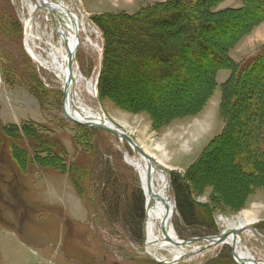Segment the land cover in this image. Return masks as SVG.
<instances>
[{
  "label": "trees",
  "instance_id": "obj_1",
  "mask_svg": "<svg viewBox=\"0 0 264 264\" xmlns=\"http://www.w3.org/2000/svg\"><path fill=\"white\" fill-rule=\"evenodd\" d=\"M221 1L162 0L142 4L133 13L106 11L91 17L103 38L98 98L111 99L129 110L145 111L155 130L197 114L218 83L216 72L229 71L220 84L221 130L208 140L184 174L169 171L171 197L185 232L178 230L180 238L218 234L213 216L217 205L237 211L245 207L256 190H264V43L241 60L231 55L241 39L264 22V0H240L239 7L216 8ZM6 2L0 9V78L8 86H24L44 110L47 90L27 59L22 45L23 26L9 0ZM246 15L251 19L233 32L220 27ZM195 66L207 71L199 79L203 93L178 110H159L149 104L131 106L114 94L123 79L141 87L144 82L167 85L177 79L185 84L187 73L181 71L195 74ZM152 73L158 74L160 81ZM65 124L71 126L76 148L75 157L68 162V152L56 135V129L63 131ZM107 135L64 118L46 123L0 122V187L8 180L14 182L18 174L23 175L31 167L53 168L66 174L77 196L90 205L100 221L120 222L133 239L141 242L145 209L140 180L137 172L122 161L121 153L108 158L100 143ZM220 146L227 161L223 165L227 164L232 172L228 185L218 176L200 179L202 167L212 169L211 162L220 160L214 155ZM205 187L211 188L210 200L200 204L194 200V193ZM255 226L264 234V221ZM192 264L238 263L231 250L223 247L215 256Z\"/></svg>",
  "mask_w": 264,
  "mask_h": 264
},
{
  "label": "rangeland",
  "instance_id": "obj_2",
  "mask_svg": "<svg viewBox=\"0 0 264 264\" xmlns=\"http://www.w3.org/2000/svg\"><path fill=\"white\" fill-rule=\"evenodd\" d=\"M46 1L48 8L53 4L52 2H63L78 18L79 32L83 30L78 36L80 44L72 64L75 66L76 75L69 84L70 95L72 94L75 99L73 107L79 110L78 107L81 105L84 109H89L94 116L122 128L165 172L184 174L203 146L222 128V121L218 114L221 99L220 84L229 75L227 69L216 72L218 83L202 110L193 116L170 123L161 131L153 128L152 120L145 111L129 110L111 99L100 100L97 95L96 81L99 78L102 62L103 38L99 28L91 20L92 15L121 10L133 13L142 4L162 0H40V4L35 0H9L18 21L24 26L22 45L28 58L25 57L30 59V63L36 68L47 93L44 110H40L36 99L24 86H8L0 78V122L21 124L23 121L31 120L35 123H46L49 119H66L62 112V91L66 76L63 77L61 69L69 62L65 56L64 46L59 41V29H69V21L68 17L64 18L59 14V22H57L55 16L46 10ZM254 2L256 3L257 0ZM3 3L7 5L6 0H0V9ZM28 3H33L32 9L34 7L36 9L29 10ZM239 6H241L240 0H224L217 4L216 8ZM82 9L86 12L82 13ZM81 14L86 15V18L79 17ZM249 17L250 15L238 16L226 23V26L220 27H226L233 32L250 20L251 17ZM23 39L28 51L23 44ZM263 43L264 22L258 24L249 35L244 36L232 49L231 55L235 60H241L252 54ZM15 53L19 62L23 63L20 52ZM56 65L59 68H55ZM181 72L187 73L185 84L177 79L167 85H163L162 82L160 84L144 82L141 87L123 79L114 94L131 106L149 104V107L154 105L159 110H178L188 102L197 100L203 93L199 79L203 74H207L206 69L197 66L193 67L195 74L183 70ZM153 75L156 81H160L158 74ZM76 79L79 80L77 83ZM89 82L94 84L92 95L86 88ZM106 133L108 135L103 136L100 143L109 154L107 155L109 159L114 158L118 153H121L125 164L127 163L124 156L138 158L125 141ZM72 134L73 131L68 124H65L63 131L56 129V135L63 142L69 155L66 162L76 155V148L71 139ZM222 148L220 146L215 151L214 155L218 156V159L220 156V160L211 162L212 169L201 168L200 179L206 180V178L218 176L219 179L222 178L223 184L228 185L232 172L227 168V164L223 165L226 158L221 154ZM128 166L137 172L133 165V167ZM167 173H165L166 176ZM6 184L0 187V264H192L215 256L223 247L229 248L232 252V246L230 247L227 243L204 249L205 244L212 245L216 239L206 243L194 241L180 247L177 245L174 250L185 252V255L177 259L167 248H155L153 245L148 247L145 242L147 211L145 198L144 237L139 242L133 239V235L120 222L112 223L113 219H110L108 223L100 221L99 216L92 212L90 205L85 204L77 196L66 174L53 168L31 167L23 175L18 174L14 182L8 180ZM166 192L169 198L168 203L172 207L170 202L173 199L168 184ZM210 194L211 188L205 187L200 193H194V200L204 204L210 200ZM24 208L25 211L22 214ZM222 208L217 205L213 213L218 231L215 235L220 236L234 231L243 244H246L245 247L251 255L256 260L264 262V234L255 226L264 221V190H256L245 207L240 210ZM172 225L176 233L175 239L190 238L178 236V230L180 233L185 234V232L176 213L172 216ZM196 248L199 253L194 252Z\"/></svg>",
  "mask_w": 264,
  "mask_h": 264
},
{
  "label": "bare ground",
  "instance_id": "obj_3",
  "mask_svg": "<svg viewBox=\"0 0 264 264\" xmlns=\"http://www.w3.org/2000/svg\"><path fill=\"white\" fill-rule=\"evenodd\" d=\"M37 2L38 4H40V0H37ZM33 6H34L33 3H28L29 10H31ZM52 6H54V4H52L49 7H52ZM67 13L69 15L68 16L69 29H65V28L59 29V32H60L59 41L64 46L65 56L69 62L70 61V51L77 41V39L75 38V32L73 28L76 27V25H78V18L73 13L72 14L69 12ZM52 47H54V44H52ZM58 48L61 49V47H58ZM54 67L59 68V66L57 65ZM74 67H75L74 65L71 66V72H70L69 71L70 69H68L69 68V63H68L67 66L65 65L61 69L63 73V77L66 76L65 80L67 79V81H69V84L72 83L73 78L76 75ZM78 81L79 80L76 79V83ZM86 85H87L86 88L88 89V92L90 93V95H92L94 92V88H93L94 84L89 82ZM74 95L77 96V94H74ZM74 102H75V99L72 97V94L70 95V88H69L67 91L66 97H65V106H66V110H68V113H70L71 115H73L75 118L79 120H85V121L88 119L89 120L91 119L92 121L100 120V118L97 116H94V114L89 109H84L81 105H79L78 107L79 110L75 109L73 107ZM80 110L83 113L79 112ZM127 156H126V159L130 162L131 165L135 167V169L137 170L139 174L140 183H141L144 197H145V203L147 206L146 207L147 209L146 220H145V231H146V241L145 242L146 244H148L147 246L149 247L150 245H153L155 246V248L156 247L161 248V249L167 248L170 250V252L174 254L175 259L185 255V252L182 253V251L180 250H174V248H177V245L174 242H172V240H174L176 237L175 236L176 233L172 225V216L174 214L173 206L171 207L169 205L168 203L169 198L166 192L167 176L165 175V173L161 172L160 170L154 167H152L151 170L147 172L146 165L142 160L138 158L137 159L129 158ZM148 179H149V183H147ZM170 203L172 205V202ZM167 237H170L172 240L167 239ZM224 243H227L232 247L235 246L236 251L239 255L238 260L243 262L244 264H264V262L262 261L260 262V260L259 261L256 260V258H254V256L251 255L250 251L245 247L246 244L245 245L243 244V242L241 241L240 237L237 234L228 235V237L223 242H220L219 240L216 239L215 241L212 242V246H217L219 244H224ZM180 246L181 245H179V247ZM197 250L198 248L194 249V252L199 253L197 252Z\"/></svg>",
  "mask_w": 264,
  "mask_h": 264
},
{
  "label": "water",
  "instance_id": "obj_4",
  "mask_svg": "<svg viewBox=\"0 0 264 264\" xmlns=\"http://www.w3.org/2000/svg\"><path fill=\"white\" fill-rule=\"evenodd\" d=\"M35 1H37V0H35ZM75 36H76V38H78L77 27H75ZM76 44L74 45V47L70 51V61H69V68H70L69 71L70 72H71V65L73 63V59L75 58V53L77 51V45ZM96 83H98V80L96 81ZM68 89H69V81H67V79H66V82L63 85V91H62V112H63L64 117L68 121L75 123V124H78V125L92 127L95 129H100V130L106 131V132L116 136L118 139L125 141L127 143V145L137 154L138 158L145 163L147 172H149L151 170V168L154 167L163 173H167L163 169H161L158 166V163L153 158H151L141 148V146L139 144H137L136 140L129 133L124 131L122 128L117 127L116 125L114 126L112 123H99V122H93V121L79 120V119L75 118L73 115H71L70 113H68V110H66V106H65V95L67 94ZM124 160L128 165L132 166L130 164V162L126 159V156H124ZM167 177H168V183H169V174L168 173H167ZM147 183H149V179L147 180ZM171 201H172L173 211L175 212L176 211L175 201L174 200H171ZM230 233L234 234L235 232L231 231L228 233H223L220 236L214 235V236H204V237H190L186 240H179V239L172 240L170 237H167V239H171L172 242H174L178 246L179 245H188L189 243L194 242V241L206 243V242H209V241L214 240V239H217L220 242H223L228 237V235ZM210 246H212L211 243L205 244L204 249H206L207 247H210ZM231 248H232L233 256L235 258H238L239 255L236 251L235 246L231 247ZM237 261L239 264H244L243 262L239 261L238 259H237Z\"/></svg>",
  "mask_w": 264,
  "mask_h": 264
},
{
  "label": "built area",
  "instance_id": "obj_5",
  "mask_svg": "<svg viewBox=\"0 0 264 264\" xmlns=\"http://www.w3.org/2000/svg\"><path fill=\"white\" fill-rule=\"evenodd\" d=\"M35 9H36V8H35ZM33 10H34V9H33ZM33 10H32V11H33ZM29 27H30V25H29ZM25 37H26V28H25Z\"/></svg>",
  "mask_w": 264,
  "mask_h": 264
},
{
  "label": "flooded vegetation",
  "instance_id": "obj_6",
  "mask_svg": "<svg viewBox=\"0 0 264 264\" xmlns=\"http://www.w3.org/2000/svg\"><path fill=\"white\" fill-rule=\"evenodd\" d=\"M24 211H25V208L23 209L22 214H24Z\"/></svg>",
  "mask_w": 264,
  "mask_h": 264
}]
</instances>
